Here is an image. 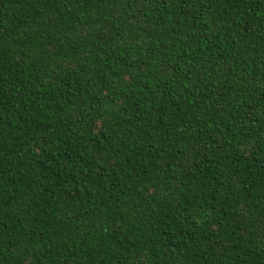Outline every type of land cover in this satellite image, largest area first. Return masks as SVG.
Instances as JSON below:
<instances>
[{
	"label": "trees",
	"instance_id": "trees-1",
	"mask_svg": "<svg viewBox=\"0 0 264 264\" xmlns=\"http://www.w3.org/2000/svg\"><path fill=\"white\" fill-rule=\"evenodd\" d=\"M0 264H264V0H0Z\"/></svg>",
	"mask_w": 264,
	"mask_h": 264
}]
</instances>
